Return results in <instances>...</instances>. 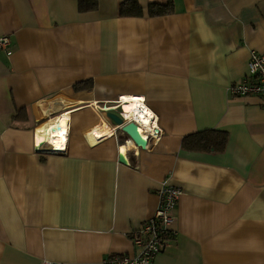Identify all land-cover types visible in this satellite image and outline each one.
I'll return each mask as SVG.
<instances>
[{
    "label": "crops",
    "instance_id": "0c3cea01",
    "mask_svg": "<svg viewBox=\"0 0 264 264\" xmlns=\"http://www.w3.org/2000/svg\"><path fill=\"white\" fill-rule=\"evenodd\" d=\"M123 1L0 0V264L133 257L164 184L181 195L154 264H264V106L229 90L264 52V0H139L142 16ZM126 96L161 130L145 148L104 111ZM59 115L67 149L38 152L35 129ZM206 129L228 131L224 151L183 148Z\"/></svg>",
    "mask_w": 264,
    "mask_h": 264
},
{
    "label": "built area",
    "instance_id": "2783aa9c",
    "mask_svg": "<svg viewBox=\"0 0 264 264\" xmlns=\"http://www.w3.org/2000/svg\"><path fill=\"white\" fill-rule=\"evenodd\" d=\"M11 42L12 40L10 35L6 34L0 36V49L6 50L9 53ZM229 90L234 97H243L251 94L258 95L261 97L262 104L264 106V52L255 50L251 52L248 73L242 80L234 83ZM139 99L144 103V98L139 97ZM126 102H130V100L126 101L123 97H120L116 101L109 102V105H104V111H116L123 118V123L115 125V130L122 131L125 124L134 121L138 124L142 136L148 142L150 140L158 141L161 130L158 127L157 120L154 118V115L152 114V118L149 123H142L138 118H129L123 108V104ZM57 125L58 123L56 121L52 126L55 128ZM37 129L38 127L35 129L36 136ZM56 130L59 131L60 129ZM68 139L69 127L64 146H47V143L51 144V140L48 138L44 139L46 140L44 143L42 141L43 139L38 142L36 141L35 145L38 152L59 153L64 152L67 149ZM180 195L181 189L164 184L159 190V203L155 213L146 219L140 228L131 233L133 243L136 247H138L136 255L133 257L126 255L114 256L110 260H107V262L109 264H154L156 256L165 252L172 246V236L175 234L173 227L174 220L176 219L175 209ZM44 264L51 263L45 262Z\"/></svg>",
    "mask_w": 264,
    "mask_h": 264
},
{
    "label": "trees",
    "instance_id": "16d2710c",
    "mask_svg": "<svg viewBox=\"0 0 264 264\" xmlns=\"http://www.w3.org/2000/svg\"><path fill=\"white\" fill-rule=\"evenodd\" d=\"M99 0H79V9L82 12L96 10ZM172 12V3L149 5V15L157 16ZM120 14L123 16H142L144 8L139 0H125L120 5ZM229 133L225 130L206 129L189 134L183 138L182 146L185 149L205 152H222L226 149Z\"/></svg>",
    "mask_w": 264,
    "mask_h": 264
},
{
    "label": "bare ground",
    "instance_id": "6f19581e",
    "mask_svg": "<svg viewBox=\"0 0 264 264\" xmlns=\"http://www.w3.org/2000/svg\"><path fill=\"white\" fill-rule=\"evenodd\" d=\"M126 101L130 100V102H126L123 104V108L125 109L127 117L131 118H138L142 123H149L152 118V112L151 110H148L144 103L139 99V97H123ZM64 104V102L62 103ZM62 106V105H60ZM60 118L61 115L58 116L56 120H53V122L44 123L40 126H38L37 129V139L40 141L43 139V143L46 142L44 139L51 140V144L47 143V146H54L59 145V131H57L54 126H52L56 121L60 125ZM55 119V118H54ZM65 142L62 144L65 145ZM61 145V146H62ZM125 148L121 147V151H124Z\"/></svg>",
    "mask_w": 264,
    "mask_h": 264
},
{
    "label": "water",
    "instance_id": "95a60500",
    "mask_svg": "<svg viewBox=\"0 0 264 264\" xmlns=\"http://www.w3.org/2000/svg\"><path fill=\"white\" fill-rule=\"evenodd\" d=\"M107 117L112 120V122L115 123V125H119L123 123V118L113 110L107 111ZM55 129H60V125L58 124ZM122 131L129 135V137L132 139V141L142 147L145 148L148 144V141L142 136L139 126L136 122L132 121L127 124H125L122 128ZM119 161L125 165H130L131 161L125 154L121 153L119 155Z\"/></svg>",
    "mask_w": 264,
    "mask_h": 264
}]
</instances>
